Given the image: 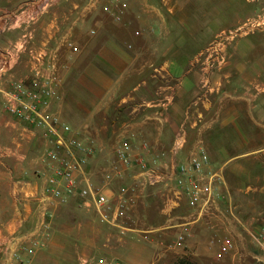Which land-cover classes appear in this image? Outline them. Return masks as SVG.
<instances>
[{
  "label": "crops",
  "instance_id": "obj_1",
  "mask_svg": "<svg viewBox=\"0 0 264 264\" xmlns=\"http://www.w3.org/2000/svg\"><path fill=\"white\" fill-rule=\"evenodd\" d=\"M262 7L264 0H0V264L101 258L111 264H221L217 250L224 238L235 246L224 256L232 264H264L255 241L264 228V26L221 47L226 61L209 49L220 33ZM33 80H50L49 114L71 127L62 133L65 140L110 128V164L101 180L112 191L137 173L136 160L122 177L112 170L122 169L115 149L129 138L134 159L158 157L167 173L203 147L205 171L222 178L218 202L203 211L190 207L186 183L172 210L185 202V221L147 222V210L136 205L147 186L137 189L128 218L110 224L82 198L52 195L47 182L59 163L43 153L55 149L54 138L5 109L13 84ZM182 124L185 142L172 154ZM95 145L97 153L82 166L88 177L101 157L99 139ZM180 232L185 237L177 244ZM40 233L45 245L29 253ZM170 237L174 244L164 247ZM15 250L20 259L12 256Z\"/></svg>",
  "mask_w": 264,
  "mask_h": 264
},
{
  "label": "built area",
  "instance_id": "obj_2",
  "mask_svg": "<svg viewBox=\"0 0 264 264\" xmlns=\"http://www.w3.org/2000/svg\"><path fill=\"white\" fill-rule=\"evenodd\" d=\"M110 4H117L119 0H105ZM110 15L115 21L121 20L119 12L111 11ZM15 19L17 17L15 16ZM264 26V7L254 15L246 19L241 25L222 32L211 43L209 49L216 51L219 61L227 58L221 47L226 46L231 40L244 33L250 32L258 27ZM55 93L50 80L45 82L31 81L25 86L21 82H15L12 90L7 93L5 109L7 113L16 120L23 121L43 129L45 138L53 137L55 149H46L43 158L46 161H57L58 166L53 168V175L48 178L47 190L56 197L78 196L84 200L88 207H92L98 216L105 222L115 224L118 221L124 222L128 218V212L137 197V189L160 187L162 197L161 210L169 214L179 202L182 188L188 198V205L198 208L201 211L210 207L218 196L219 185L222 178L218 171H205L209 164V157L203 147H197L196 151L190 154L183 162L173 166V172L167 173L168 166L158 157L148 162L143 158L134 159L133 146L129 138L121 140L115 149V156L122 169L113 167V174L122 177L124 171L131 167L136 160V175L132 176V182L122 185L116 192L107 185H99L91 177L83 175L82 166L86 157L95 155L98 151L94 140L89 136L77 139L65 140L62 133L70 132L71 127L62 123L58 116L49 114L51 99ZM185 142V127L183 124L176 132L170 152L176 151ZM65 147L66 155H63L59 147ZM69 146L75 147L82 155L77 158ZM142 148H147L144 143ZM61 150V151H60ZM123 170V171H122ZM45 233H40L31 239L28 252L42 248L45 245ZM185 233L180 232L176 236V243L184 241ZM15 240L13 239V242ZM255 241L264 253V228L255 236ZM235 248L234 243L229 239H222L218 242L217 257L222 258ZM15 259H20V253L12 252ZM82 264H111L106 259L84 261Z\"/></svg>",
  "mask_w": 264,
  "mask_h": 264
},
{
  "label": "rangeland",
  "instance_id": "obj_3",
  "mask_svg": "<svg viewBox=\"0 0 264 264\" xmlns=\"http://www.w3.org/2000/svg\"><path fill=\"white\" fill-rule=\"evenodd\" d=\"M78 1H82V0H78ZM98 1H101V0H97V2ZM84 2H85V0H84ZM245 34L246 33H244L242 35H245ZM238 37H240V36H237L234 39H236ZM233 40H231V41H233ZM142 57H143L142 63H144L149 58V55L145 54ZM226 60H227V58L225 59V61ZM90 138H92L94 140L95 144L97 142V139H99V142L102 144V146H100L102 149L100 151L101 157L99 159H96L95 161H93L90 164V170L92 172V176H90V177L93 179V181L95 183L101 185L103 183L101 180L102 179L101 175L103 173H105V171L103 169L110 162V128H109V130H107V131L105 130L104 132L99 133L97 135L91 134ZM114 140H115V137L113 136L111 143H113ZM157 191L161 192L162 190L160 188H156V187H152V188L147 187L146 190L141 194L140 198L137 200L136 205L139 208H145L147 210V212L144 216L145 220L147 222L164 223V224H176L177 222L185 221V219L182 218V216L185 215L187 210H188L185 202L181 205V207L170 212L171 213V214L169 213L170 215L164 214V213L162 215L159 213V209L162 207V200H161L160 196L157 195V193H156ZM159 195H160V193H159ZM218 195L220 196V189H218ZM215 198H216L215 202H218L217 196ZM163 244L165 245L164 247H168L170 245H173L174 243H173L172 237H170L168 239L164 238ZM220 261L222 262L221 264H232V262L227 257H223V260H220Z\"/></svg>",
  "mask_w": 264,
  "mask_h": 264
}]
</instances>
